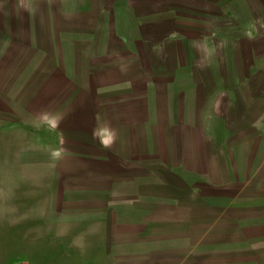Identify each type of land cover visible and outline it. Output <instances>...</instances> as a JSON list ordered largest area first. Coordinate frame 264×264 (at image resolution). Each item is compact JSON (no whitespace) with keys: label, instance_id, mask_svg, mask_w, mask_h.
<instances>
[{"label":"rangeland","instance_id":"1","mask_svg":"<svg viewBox=\"0 0 264 264\" xmlns=\"http://www.w3.org/2000/svg\"><path fill=\"white\" fill-rule=\"evenodd\" d=\"M74 57L85 71L106 62L109 87L90 72L66 91L43 83L44 60ZM130 60L144 62L140 88L160 101L163 159L179 154L170 145L188 115L187 177L169 185L201 201L219 170L218 187L226 177L241 195L215 184L210 206L178 207L106 206L91 193L89 159L70 155L95 149L71 124L97 122L91 100L129 85L118 74ZM6 63L17 76L0 81L11 104L3 110L1 97L0 264H219L262 250L249 225L255 213L264 221V0H0V70Z\"/></svg>","mask_w":264,"mask_h":264},{"label":"crops","instance_id":"2","mask_svg":"<svg viewBox=\"0 0 264 264\" xmlns=\"http://www.w3.org/2000/svg\"><path fill=\"white\" fill-rule=\"evenodd\" d=\"M89 10L92 9L89 8ZM61 33L62 32L59 31V35H61ZM79 33H82V31ZM42 50H49V48H43ZM126 61L127 60L121 63H125ZM105 63L106 62L89 63V70L85 71L76 57L65 62L62 61L61 58H57V60L54 58H47L41 65L43 67V72L41 74L43 78L42 81L45 85L48 84L47 82H49V84L58 82V88L66 91V89L63 88L64 84H76V81L81 82L82 76L87 77L90 72V74L93 73V75L96 73V77H98V75L100 77H105L107 81L106 87H109L107 83L112 79L113 71L109 69V65L103 67ZM129 63L131 64L129 65ZM143 63L144 62L139 60H130L127 63V73L121 68V70L119 69V79L124 77V80L129 81L128 86L123 87L121 90H114L111 92L107 89V91H105V97H94L91 100V105L93 103V106H96V112L92 111L91 113L92 115L95 113L94 118L97 119V122L93 118L94 123L89 122L87 125H82L80 123L71 124L75 131L84 129V131L90 132L88 135V145L95 149L88 155L79 153L76 150L73 151V155H70V157L77 161H80L82 158L83 160L89 159L91 165L89 175V185L90 189H92L91 193L98 197L100 201H103L106 206L178 207L210 206L209 190L211 188L214 189L215 184H217V188L221 189L220 191H225L226 188L231 189L232 187V191L230 190L231 195H241L239 185H237V187L234 184V187L232 185L228 186L226 184L228 182L226 181V177L222 179V184L218 187L219 183L215 180H217V178L219 180V177H222L220 176L222 171L219 170L214 172V182L209 184L207 190L200 192L201 201L198 200V195H196L195 198L192 189L186 188L184 185L174 188L169 185L173 178L185 179L187 177L188 167L184 170L179 169L183 167L182 163L184 160H180V158L184 156V152L182 153V151H184V147L188 142H192L187 131L182 128L183 126L186 127L185 125L188 123V115L183 116L178 122L181 129L178 130L174 128V130H177V133L175 132L170 145L181 148L179 154L177 152L176 157L170 156V158L167 157L163 159L161 155V146H163L162 131L165 127H163L161 122V104L158 100L156 106V98L158 97L155 96V90L151 96H147V92L140 88L145 85ZM1 66L3 69L0 70V81L3 78L4 83H12L15 80L14 73H16L17 76V71L15 69L16 65L13 63H6ZM70 75L77 76V78L70 79ZM81 94L79 90V93L74 96L75 99L80 100ZM1 97L4 99L3 103L6 102L3 107V110H5V107H7L9 103L5 100L6 97L0 93V99L2 100ZM103 99H105V101ZM10 106L11 104H9V107ZM0 109H2V106H0ZM9 112L12 113L11 109ZM170 114L171 113H169V115ZM56 130L60 131V126L56 127ZM73 140L74 144H80L82 143L81 141H83L79 136H75ZM62 157L64 158V156ZM184 157L186 162L190 159L188 155ZM59 158L61 160L60 156ZM203 161L207 163L208 159ZM190 162L194 165V158H191ZM163 163L167 164V166H164V169ZM202 172L207 171L202 170ZM163 180L166 182H163ZM224 184H226V186ZM204 193L208 195L204 196ZM240 209L242 208H235L238 212L241 211ZM240 217L239 214L238 218L234 217L232 219L233 227H237V230H234V234L237 233L238 235L242 233L240 230L241 220H237ZM181 219L182 216L179 217L178 221ZM193 226L192 230L184 236L187 243L191 242V239H189L190 236L193 238L195 236ZM249 228L250 230H254L252 231L253 233H260V236L253 235L254 241L250 240V242L256 244L258 239H260V242L263 243L262 250L259 251L258 248H253L248 256L240 252H233L232 257H228L230 259H227L225 255L217 257L216 263L224 264V261L228 260V264H242V261L245 260L244 264H264V221L259 219L255 213L253 214V218H250ZM221 235L222 234H219V236ZM192 242H194V240H192ZM191 255L193 259V253L189 254V257L188 255L185 256L190 258ZM180 256L185 257L184 254ZM211 260H213V258H211ZM213 263L215 262L210 261V259L207 262V264ZM226 263L227 262H225V264Z\"/></svg>","mask_w":264,"mask_h":264},{"label":"clouds","instance_id":"3","mask_svg":"<svg viewBox=\"0 0 264 264\" xmlns=\"http://www.w3.org/2000/svg\"><path fill=\"white\" fill-rule=\"evenodd\" d=\"M105 146H107V145H105Z\"/></svg>","mask_w":264,"mask_h":264}]
</instances>
